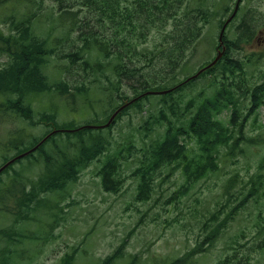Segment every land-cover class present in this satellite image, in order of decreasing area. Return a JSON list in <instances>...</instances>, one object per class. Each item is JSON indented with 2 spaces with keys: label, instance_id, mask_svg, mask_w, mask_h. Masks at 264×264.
I'll use <instances>...</instances> for the list:
<instances>
[{
  "label": "rangeland",
  "instance_id": "obj_1",
  "mask_svg": "<svg viewBox=\"0 0 264 264\" xmlns=\"http://www.w3.org/2000/svg\"><path fill=\"white\" fill-rule=\"evenodd\" d=\"M42 1L41 8L37 9L39 16L50 14L49 12L57 15L61 11L55 2ZM235 1L227 0V10L222 14L218 11V14L213 15L211 23L204 27L199 43L191 54H186L188 59L185 70L181 71L178 80L195 73L203 62L214 58L220 29L218 23L225 21ZM2 5L4 7L1 12L4 13L9 4ZM52 7L54 10H49ZM20 13L17 11L16 16ZM81 15L82 12L78 13L79 17ZM244 19L251 25L254 35L249 41L238 43L236 47L232 46L228 56L234 59L250 56V62L243 66L245 83L250 86L257 84L261 86L260 98L263 104L252 108L249 97L239 98L241 121L239 117L236 122L242 124L241 134L230 150L219 148L221 157L218 160L217 171H207L199 179L188 181L181 168L164 165L153 173L147 196L143 194L138 198L140 178L132 174L134 160L125 159L118 163L120 182L116 186L117 190L111 191L103 187L97 174L101 164L99 157L80 171L76 181L69 187L71 198L61 203V208L53 210L52 216L38 208L35 210L37 212L35 220L30 217L29 222L19 224L16 222L17 209L13 215L7 212L9 209H4L7 206L0 201V231L7 229L16 232L22 239L16 246L10 243L8 249L16 252L14 254L16 258L13 257L15 263L18 261V264H102L107 256L119 253L120 259H114L112 264H124L122 261L128 263L133 259V255L138 260V263L135 261L136 264L151 261L152 264L158 261L160 264H169L170 261L183 258L185 259L182 264H218L235 246L238 250L242 248L240 251L246 253L247 264H264V249L253 247L255 238L264 239V171L263 176L257 181L251 180L261 161H264V0H241L236 16L226 28L224 38L233 41L236 33H240L241 29L238 26ZM71 22L69 20L67 25H71ZM49 23L50 20L45 18L41 23H34L32 26L34 36L45 42L46 50L50 53L41 55L43 49L42 46L39 47L38 57L41 56L43 59L42 63L40 60L38 62L42 64L47 81L53 86L63 81L71 87L85 83L84 86L90 92L76 94L73 99L68 100L66 97L61 99L58 93H41L38 100L31 98L30 106L33 113L27 117L30 118L27 123L18 115L11 117L8 111L0 112L2 145L0 164L3 161L2 154L11 157L16 152L14 148L11 151L6 147L3 149V143L8 141L14 129L24 128L19 135L24 141L32 135L41 137L50 129L47 120L44 121L42 115L40 116V111L48 112V115L53 111V120L58 124L76 127L87 122L105 121L104 104L110 101L108 98L111 94L117 92L118 99L133 96L123 81L117 84L118 91L110 85L106 89L113 90L100 95L101 90L108 84L102 78L103 74L93 70L88 64L82 67L81 62L71 63L63 56L81 47L75 30L66 31V38H69V41H65L60 30L48 29ZM7 30V26L0 28L1 37L8 36ZM148 33L147 38L138 41L135 51L145 53L146 57L153 59V53L161 39L153 30ZM0 43H3L2 39ZM129 52L130 50L126 55ZM81 56L82 61L90 63L97 59L93 49H89ZM9 62L7 55L0 51V69ZM219 79L218 73L214 74V77H202L186 88L184 94L188 98L201 91L204 96H210L214 88L209 87L215 80L217 84ZM177 96L174 95L172 99H176ZM68 97L70 98V95ZM85 98L95 101L90 109L87 107L88 100L84 101ZM147 99L149 103H145L150 105L147 114L144 112L140 114L143 105H138L128 108L116 118L114 125L105 133L109 135L112 143L125 144L130 140L131 144L139 149L148 141L151 132L143 131L141 125L147 116H151L150 113L154 114L156 106L161 102L151 96ZM113 103L116 105L120 101ZM33 118L35 123H32ZM223 118L227 119L226 116ZM259 133L261 140L250 143L249 139ZM49 146L50 144H47L46 148ZM112 148L118 151L120 147L113 144ZM27 161L25 158L16 162L0 176V187L6 188L4 190L6 194L13 188L15 202L17 197H22L21 193L26 192L29 184L39 179L38 175L43 169L40 161L29 163ZM10 178L11 184L8 183ZM248 193L249 196L244 202L246 205L233 210L242 194ZM1 197L3 200L7 199L6 202L9 204L14 203L12 198H7L4 193ZM53 198L50 195V198L44 199L55 202ZM37 206L40 207L41 203ZM227 215L231 218L228 219ZM51 225L53 228L50 229ZM42 233L39 240L25 238L33 234L40 236ZM206 237L207 244L202 242ZM4 240L6 239L3 238L0 243V249L3 251L8 247ZM198 245L200 249L192 255V251ZM1 250L0 253L3 252ZM4 259L5 254H1L0 260Z\"/></svg>",
  "mask_w": 264,
  "mask_h": 264
},
{
  "label": "trees",
  "instance_id": "obj_2",
  "mask_svg": "<svg viewBox=\"0 0 264 264\" xmlns=\"http://www.w3.org/2000/svg\"><path fill=\"white\" fill-rule=\"evenodd\" d=\"M49 1L55 2L61 9L57 15L49 12L50 14L39 16L37 9L41 8L42 0H0V21L2 22L0 28L8 27V36L1 37L2 32L0 31V39L3 40V43H0V51L7 53L11 59L0 69V98H4V100L0 99L1 113L9 111L12 112L11 117L20 114L24 118L30 115L29 108H26L23 102L28 94L40 95L44 92H54L60 93L61 96L70 95L71 97V95L90 92L84 86L85 83L71 87L63 81L55 83L54 86L47 81L42 70L43 58L38 57L39 47L42 46L43 49L41 55L50 53L46 50L45 42L34 36L35 32L32 27L34 23H41L45 18L50 20L48 29L60 30V34L64 36L60 38L65 41H69V38H66V31L75 30L81 41V47L63 56L71 63L81 62L82 67L88 64L93 70L103 74L102 78L108 84L101 90L100 95L112 91L113 89H106L110 85L117 90V84L122 81L128 85L133 96L149 90H172L161 95H149L161 103L156 106L154 114L150 113L151 116H147L141 125L143 131H149L152 135L139 149L129 140L125 144L122 143L120 150L110 151L111 138L105 135L108 128L105 131L82 128L78 131L52 135L46 144L44 143L34 153L24 157L28 163L40 161L43 172L37 181L29 184L25 193H21L22 197H17L15 209L6 211L15 215L17 209L16 214L23 216L19 218L21 223L30 221L32 213L35 214L38 208L52 216L53 210L61 208V203L71 198L69 187L76 181L80 171L99 157H102V161L99 159L101 164L97 174L103 187L111 191L117 190L116 186L120 182L118 163L125 159L134 160L135 166L132 174L140 178L138 198L143 194L147 196L153 173L155 174L157 169L164 165L181 168L188 181L199 179L207 171L216 172L218 160L221 157L219 148L230 150L235 146L241 134L242 124L236 122L240 117L239 98L249 97L252 108L263 104L260 98L261 86L258 84L250 86L245 83L243 66L250 62V56L241 59L228 56V51L232 46L236 47L238 43L249 41L254 35L251 25L245 21L246 18L241 20L238 26L241 31L236 33L233 41L224 38L226 51L220 60L210 68L203 70L196 78L183 83L189 75L181 80H178V77L186 66L188 59L186 54H191L196 44L199 43L204 27L211 23L213 15L222 14L227 10V0ZM4 3L9 5L6 6V12L2 13ZM49 10L54 9L52 7ZM17 11L21 12L18 16H16ZM80 12L82 15L79 17ZM53 16L54 20H52ZM69 20L72 21L71 25H67ZM223 23L224 21L218 23L220 28ZM150 30L159 34L161 39L157 43L153 59L146 57L145 53L135 51L139 44L138 41L147 38ZM89 49H93L97 55V59L91 63L82 61L81 56ZM129 50V54L126 55ZM39 60L41 63L38 62ZM208 61L203 62L196 72L206 66ZM216 73L219 74L220 79L217 84L215 80L209 87L214 88L212 95L204 96L200 91L197 95L186 98L184 94L186 88L198 79L214 77ZM12 91L17 92L15 101L10 100L9 94ZM174 95H178L176 99H172ZM130 97L118 99L117 92L111 94L108 98L110 101L104 109L107 111L109 107L111 108L105 116L108 117L119 105L113 102L117 100L122 102ZM147 97L136 101L130 107L143 105L140 113L147 114L150 106L145 103L149 101ZM41 115L44 121L52 123L57 129L81 126L58 124L53 120L52 113L48 115L42 112ZM239 120L241 121V117ZM93 123L96 122L85 124ZM23 130L24 128L16 130L14 135L13 132L10 133L8 141L3 143V146L10 151L14 148L16 149L15 154H19L34 146L41 139V137L32 135L24 141L19 138ZM260 134L249 139V142L257 143L261 140ZM47 144H50L48 149ZM114 144L115 147H119L120 143ZM6 159L7 157H3V160ZM263 171L264 161H261L251 180L257 181L260 176H263ZM5 195L7 198L14 197L13 192ZM50 195L54 197L55 202L52 200L48 202L49 200L44 199L50 198ZM248 196L249 193L242 194L233 210L244 207ZM38 203H41L40 207L37 206ZM33 205L35 206L32 210ZM227 218L231 216L227 215ZM49 228H53V225ZM9 232L7 229L0 231V243L4 238L6 245L8 244L5 251L0 249L3 251L0 255L5 254V259L0 260V264H18V261L15 263L13 259L16 252L8 251V249L10 243L16 246L21 243L22 239L16 232ZM25 237L35 240L40 238L38 235ZM207 240L206 237L202 242L207 244ZM253 241H255L253 247L264 249L263 238H255ZM199 246L192 251V255L198 252ZM240 250L234 246L218 264H247L248 257L244 251ZM119 257V253L109 255L102 264H112L114 259H120ZM184 259L170 261L169 264H182ZM135 261L138 263L133 255V259L128 263L127 261L122 262L136 264ZM151 262L143 264H152ZM155 264L160 263L158 261Z\"/></svg>",
  "mask_w": 264,
  "mask_h": 264
},
{
  "label": "water",
  "instance_id": "obj_3",
  "mask_svg": "<svg viewBox=\"0 0 264 264\" xmlns=\"http://www.w3.org/2000/svg\"><path fill=\"white\" fill-rule=\"evenodd\" d=\"M239 1L240 0H237L236 3H235V7L230 15V17L225 21V23L223 24V26L221 27L220 29V32H219V36H218V42H219V46L220 48H218L217 50V54L215 56V58L209 63L207 64L206 66H204L203 68H201L197 73H195L193 76L189 77L187 80H190L192 78H195L196 76H198L199 73H201L203 70L207 69V68H210L211 66L215 65L216 62L221 58V56L223 55L224 51H225V46H224V43H223V33H224V30H225V27L226 25L229 23V21L234 17V15L236 14V11L238 9V5H239ZM168 91H162V92H152V91H149L147 92L146 94H158V93H166ZM126 106V104L124 106H121L119 109H117L112 115L111 117L109 118V120L107 121V123L103 124V125H87L85 126L86 128H91V129H94V128H103V127H106L108 126L112 120L114 119V117L118 114V112H120L124 107ZM83 127L79 128V129H74V130H65V131H76V130H80L82 129ZM49 135L45 136L39 143H37L33 148H31L30 150L20 154V155H17L16 157L8 160L7 162H5L1 167H0V172L2 170H4L7 166H9L12 162H14L15 160L31 153L33 150H35L37 147H39L43 142L44 140L49 137Z\"/></svg>",
  "mask_w": 264,
  "mask_h": 264
}]
</instances>
